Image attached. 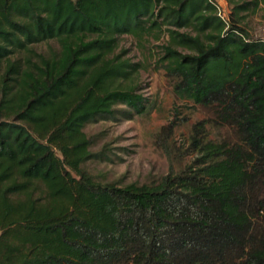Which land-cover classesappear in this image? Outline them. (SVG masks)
<instances>
[{
  "label": "trees",
  "instance_id": "16d2710c",
  "mask_svg": "<svg viewBox=\"0 0 264 264\" xmlns=\"http://www.w3.org/2000/svg\"><path fill=\"white\" fill-rule=\"evenodd\" d=\"M226 1L227 21L217 0H0V264H264V39L244 24L264 0ZM125 35L161 42L206 114L194 161L151 184L85 167L89 123L145 108Z\"/></svg>",
  "mask_w": 264,
  "mask_h": 264
},
{
  "label": "rangeland",
  "instance_id": "374dc122",
  "mask_svg": "<svg viewBox=\"0 0 264 264\" xmlns=\"http://www.w3.org/2000/svg\"><path fill=\"white\" fill-rule=\"evenodd\" d=\"M229 9L226 0H217ZM249 1V0H247ZM244 20L255 38L264 39V10L248 13ZM161 42L142 48L131 36H121L118 53L124 59L141 63L125 86L143 95L145 108L136 112L118 105L115 116L89 123L85 132L92 141L91 151L99 158L89 160L85 167L100 182L120 186L130 183H156L171 169L182 170L196 157L192 149L193 126L205 118V112L192 100L174 92V81L158 67ZM58 47L54 40L38 45L48 52ZM210 138L218 139L223 131L209 127Z\"/></svg>",
  "mask_w": 264,
  "mask_h": 264
},
{
  "label": "built area",
  "instance_id": "2783aa9c",
  "mask_svg": "<svg viewBox=\"0 0 264 264\" xmlns=\"http://www.w3.org/2000/svg\"><path fill=\"white\" fill-rule=\"evenodd\" d=\"M228 9H226L221 3L218 2V15L224 20H228Z\"/></svg>",
  "mask_w": 264,
  "mask_h": 264
}]
</instances>
